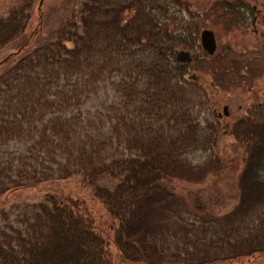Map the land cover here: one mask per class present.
Returning a JSON list of instances; mask_svg holds the SVG:
<instances>
[{"label": "trees", "instance_id": "obj_1", "mask_svg": "<svg viewBox=\"0 0 264 264\" xmlns=\"http://www.w3.org/2000/svg\"><path fill=\"white\" fill-rule=\"evenodd\" d=\"M36 1L0 19V52L30 33L0 61V198L50 183L83 193L47 194L23 228L0 227V264H264V121L255 112L230 131L247 155L232 211L189 209L173 188L221 171L220 135L200 127L188 64L175 61L199 34L182 22L186 2L62 0L71 16L53 41L29 47L42 22L31 29ZM198 152L208 165L189 160Z\"/></svg>", "mask_w": 264, "mask_h": 264}, {"label": "rangeland", "instance_id": "obj_2", "mask_svg": "<svg viewBox=\"0 0 264 264\" xmlns=\"http://www.w3.org/2000/svg\"><path fill=\"white\" fill-rule=\"evenodd\" d=\"M24 2L25 0H0V19L12 8ZM185 2H189V9L194 12V4L197 1ZM39 3L37 0L32 8L31 29L37 28L35 21L38 16L42 19L41 27L38 37L30 42L29 47L53 41L59 28L73 12L72 6L64 5L62 0H42L40 8ZM213 31L217 44L215 55L207 57L201 50L197 38L195 50L190 51L192 57L196 59L185 66L183 79L188 83L186 89L191 99L198 104L196 118L200 122V127L215 126L220 135L218 146L222 155L218 156L222 164H219L221 171L217 175L214 173L207 175L203 184L176 181L173 188L177 195L182 196L189 209L206 208L211 213L222 216L232 211L238 202V181L247 156L243 149L235 147L234 135L231 133L225 135V131L233 128L235 121L245 113L255 111L257 100L261 99L259 94L264 91V62L258 59L256 51L259 45L253 33L225 32L215 28ZM29 35L28 32L25 37L1 51L0 61H6L10 55L18 53V49L27 41ZM8 65L11 66V63ZM242 65L249 67L244 69L240 67ZM108 94L113 95L111 91H108ZM225 106L228 108L229 118L216 119L215 112L221 113ZM102 121L104 123V116L103 119L102 117L95 119L98 125H102ZM209 157L208 152H198L192 154L189 160L193 163L201 161L199 164L203 167L209 164ZM117 182L116 179H106L100 184L113 187ZM59 190L65 194L83 193L79 191L78 194L77 188L71 182L50 183L42 188L15 192L7 200L0 198V212H6V218L0 214V227H7L8 224L14 228H23V223H27L30 218L27 213L31 212L32 206L43 202L47 194L57 195ZM86 204L91 210L103 213L99 204L90 200H86ZM258 262L262 263L264 259Z\"/></svg>", "mask_w": 264, "mask_h": 264}, {"label": "flooded vegetation", "instance_id": "obj_3", "mask_svg": "<svg viewBox=\"0 0 264 264\" xmlns=\"http://www.w3.org/2000/svg\"><path fill=\"white\" fill-rule=\"evenodd\" d=\"M196 1L197 2L194 4V12L192 11L190 13L189 10L184 9L181 11L180 17L182 22L188 23L194 21L192 28L198 32L204 30L214 32V28L225 32H251L254 34L260 48V50L257 48L258 51H256L258 59L264 62V0ZM259 97L261 99H259V101L257 100V107H255L254 112L260 120L264 121V91L259 94ZM249 112L245 113L244 116H241L237 120L246 118ZM215 114L218 120L229 118L228 109L226 114H221L219 112H215ZM231 129L225 131V135L229 134Z\"/></svg>", "mask_w": 264, "mask_h": 264}, {"label": "water", "instance_id": "obj_4", "mask_svg": "<svg viewBox=\"0 0 264 264\" xmlns=\"http://www.w3.org/2000/svg\"><path fill=\"white\" fill-rule=\"evenodd\" d=\"M42 0L40 1V5ZM200 43L202 49L209 55L213 56L216 51V40L213 32L205 30L200 33ZM176 61L180 64L190 63L192 58L188 52H176ZM227 108H223V113L226 114Z\"/></svg>", "mask_w": 264, "mask_h": 264}]
</instances>
